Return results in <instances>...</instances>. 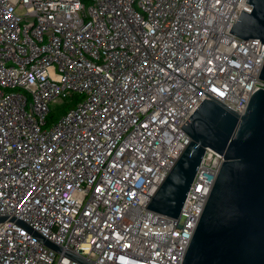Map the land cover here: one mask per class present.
Here are the masks:
<instances>
[{
  "label": "built area",
  "instance_id": "1",
  "mask_svg": "<svg viewBox=\"0 0 264 264\" xmlns=\"http://www.w3.org/2000/svg\"><path fill=\"white\" fill-rule=\"evenodd\" d=\"M245 0H0V264H181L223 156L178 217L147 208L208 93L242 113L264 43ZM73 106L47 125L49 103ZM36 235L61 247L57 252Z\"/></svg>",
  "mask_w": 264,
  "mask_h": 264
},
{
  "label": "water",
  "instance_id": "2",
  "mask_svg": "<svg viewBox=\"0 0 264 264\" xmlns=\"http://www.w3.org/2000/svg\"><path fill=\"white\" fill-rule=\"evenodd\" d=\"M245 1L250 12L241 10L229 32L264 43V0ZM257 77L264 81V59ZM180 127L190 141L146 207L178 217L205 147H210L223 161L181 264H264V87L255 88L242 113L206 93ZM36 236L61 252L59 245ZM63 255L77 264H98L67 250Z\"/></svg>",
  "mask_w": 264,
  "mask_h": 264
},
{
  "label": "rangeland",
  "instance_id": "3",
  "mask_svg": "<svg viewBox=\"0 0 264 264\" xmlns=\"http://www.w3.org/2000/svg\"><path fill=\"white\" fill-rule=\"evenodd\" d=\"M65 103V98H57L49 103V113L46 117L47 125L55 122L64 113Z\"/></svg>",
  "mask_w": 264,
  "mask_h": 264
},
{
  "label": "trees",
  "instance_id": "4",
  "mask_svg": "<svg viewBox=\"0 0 264 264\" xmlns=\"http://www.w3.org/2000/svg\"><path fill=\"white\" fill-rule=\"evenodd\" d=\"M78 97H79V95H76L71 99H66L64 112H66L69 108H71L73 106L74 102L77 100Z\"/></svg>",
  "mask_w": 264,
  "mask_h": 264
}]
</instances>
